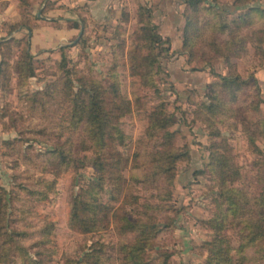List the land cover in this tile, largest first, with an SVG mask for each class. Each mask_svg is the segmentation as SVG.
<instances>
[{
  "label": "rangeland",
  "instance_id": "1",
  "mask_svg": "<svg viewBox=\"0 0 264 264\" xmlns=\"http://www.w3.org/2000/svg\"><path fill=\"white\" fill-rule=\"evenodd\" d=\"M141 1L121 0L115 6L107 5L103 7V11L109 13L105 16L101 9L91 14L89 4L77 6V34L49 43V47L30 50L34 74L29 75L24 64L27 60L23 59L26 41L20 39L29 30L20 26L33 27L40 19L42 23L43 16L38 12L45 15L53 2L15 0L19 18L9 28L6 35L9 43L3 47L7 64L0 87V184L14 195L13 208L9 211L10 224L13 229L26 231L23 243L33 261L12 255L0 264H86L80 260L91 247H100L103 260L118 264L121 243L133 237L132 233L120 235L113 220L108 226L88 232L69 224L72 196L98 177L95 153L82 143L86 139L84 126L79 124L75 129L71 118L70 98L79 91L83 80L100 81L108 94L116 81L121 93L133 102L132 111L119 118V125L126 134L125 141H115L125 158L123 174L128 182L120 198L113 197L112 186L106 182L101 198L109 206H120L132 218L143 212L145 202L158 206L149 209L162 224L148 248L151 261L168 256V264H213L209 261L207 242L216 234L209 223L216 210L219 190L218 181L210 171V145L214 141L222 147L228 144L230 150H221L240 167L241 175L230 183L231 186L250 196L262 191L264 10L252 8L250 24L241 31L249 39L245 51L232 58L235 70L249 82L240 91L239 100L229 103L236 108L234 114L224 106V111L211 114L203 107L211 102L209 83L220 80L219 75L227 73L229 65L223 54L211 49L201 38L197 37L191 54L183 48L171 50L170 41L167 43L161 35L165 42L157 45L159 68L154 74L159 91L131 73L128 53L136 48L137 42H144L137 38L141 27L151 18L155 32L160 33L153 20L151 4ZM241 1L202 0L203 7L195 21L202 28L206 20L221 27L251 6L264 9V0ZM204 29L208 35L213 30ZM229 36L227 31L219 38ZM28 37L31 40L30 35ZM160 102L165 104L167 112L174 114V123L169 129L176 130L174 145L183 154L176 160L173 184L166 182L171 189L166 199H161L158 189L150 183L130 177L132 170L144 176L149 170L145 165L150 158L148 151L160 148L163 130L155 131L152 137L149 132L150 112ZM7 140L12 142L7 143ZM61 145L67 149L71 147L83 158L80 168H59V158L52 156L50 148ZM137 158L141 167L134 169ZM41 178L56 181L53 189L44 187L47 191L52 189L49 197L35 201L31 211L25 206L20 209L21 200L32 198L21 184L41 189ZM49 221L54 226L46 234L43 228ZM240 227L227 223L220 232L231 243L233 257L238 255L242 241ZM45 237L48 240L41 242ZM233 264L238 263L234 260Z\"/></svg>",
  "mask_w": 264,
  "mask_h": 264
},
{
  "label": "trees",
  "instance_id": "2",
  "mask_svg": "<svg viewBox=\"0 0 264 264\" xmlns=\"http://www.w3.org/2000/svg\"><path fill=\"white\" fill-rule=\"evenodd\" d=\"M240 1V0H239ZM248 0L241 1L246 3ZM202 0H186L185 16L186 22L183 27L182 48L191 52L194 51V43L201 38L211 47V49L223 54L229 65V71L220 74V80L210 82L211 102L204 104L203 107L211 114L222 112V107H227L232 115L236 108L229 103H235L239 100L240 91L249 83L247 79L235 70L233 57L240 56L245 51L247 40L246 35L241 33L242 27L250 24L252 8L261 9L259 6H251L246 12L238 14L232 22H224L221 27L213 26L212 21L206 20L204 27L213 28L211 33L205 34L204 27L195 21L198 11L203 7ZM208 8V7H207ZM218 14L217 12H215ZM22 24V22L20 23ZM26 26V25H25ZM28 28L32 27L28 25ZM155 24L151 18L141 27V32L137 33V38L144 42H137L136 48L128 53L130 59L131 73L139 75L141 81L147 85H153L157 91L158 87L154 79V74L159 68L158 44L168 43V38L163 39L160 33L155 32ZM230 35L229 38L220 39L223 33ZM26 36L20 38L26 41L23 59L25 61V70L28 74H34L33 54L30 51V39ZM9 40L0 41L1 61H0V87L3 83V76L6 72L7 58L3 52L4 45H8ZM164 47L165 49H168ZM63 46H61L62 48ZM163 49V46H161ZM146 48L147 52L142 50ZM20 71V70H19ZM79 91L71 95V118L75 129L79 124L84 126L86 139L82 140L83 145L91 148L95 153L94 166L98 171L97 179L91 180L87 186L81 187L71 198V210L69 224L83 232L93 231L108 226L111 221H115L117 231L120 235L133 234L130 241H123L120 245L122 253L118 264H168V256L163 260L153 262L148 256V248L153 244V239L161 229L155 215L149 209L156 204L145 202L144 210L138 217L132 218L128 212L122 210L120 206H109L102 201L101 192L107 183L111 184L113 197H121L124 192L127 177L123 174L125 158L117 149L115 141H125L126 134L119 125V118L133 109V102L125 97L120 90L118 83L114 84L107 93L103 84L95 79L90 81L83 80ZM150 136H154L155 131L163 130L160 148L155 152L148 151V161L145 165L149 170L141 176L135 170H132L131 178L150 183L158 189V195L161 199H166L171 194V189L166 182L173 184L175 175V164L182 152L177 151L174 145L176 130H170L169 126L174 123V114L167 112L165 104L160 102L150 112ZM217 134H221L220 131ZM251 137V136H250ZM254 138V137H253ZM255 141V138H254ZM11 143L12 140H7ZM211 147L210 171L217 179L219 187L216 198V210L209 219V223L216 234L207 242L209 248V261L213 264H238L263 262L264 264V186L259 195L250 196L246 191L231 186V182L241 175L240 167L232 161L225 152L231 147L214 141ZM52 156L59 158V168L74 166L76 169L83 165V158L76 155L70 147L67 149L64 145L50 148ZM57 162V163H58ZM134 169L141 167L136 159ZM163 179L164 183H160ZM41 189L32 188L29 185L23 186L24 190L29 191L32 198L21 200V207L25 206L28 211L33 209L35 201H42L49 197V192L55 187V179L39 180ZM52 188L49 191L45 188ZM161 189V190H160ZM165 189L166 191H162ZM14 195L10 193L4 185L0 184V262L8 260L12 255L21 256L23 259L33 261L29 254L28 247L23 243L27 234L25 230L13 229L10 224L9 211L13 208ZM29 201V203H27ZM158 207V206H156ZM227 223L240 225L242 241L238 246V255L233 257V247L228 238L221 235L220 232L227 226ZM165 225V224H164ZM168 225V224H167ZM54 224L52 221L46 223L43 232L49 234ZM24 236V237H23ZM47 237L41 238V242H46ZM100 247H91L85 252L80 260L86 264H116L103 260ZM42 264V262H41Z\"/></svg>",
  "mask_w": 264,
  "mask_h": 264
},
{
  "label": "crops",
  "instance_id": "3",
  "mask_svg": "<svg viewBox=\"0 0 264 264\" xmlns=\"http://www.w3.org/2000/svg\"><path fill=\"white\" fill-rule=\"evenodd\" d=\"M52 7L49 8L45 15H42L39 22L29 29L31 42L30 50L34 48L49 47V43L69 39L77 34V6L89 4L90 12L101 9L103 16L109 14L104 12L103 7L107 5H117L121 0H51ZM134 1V0H133ZM139 1V0H136ZM143 2V0L141 1ZM153 8V20L158 25L159 32L164 38L170 39L171 50L182 49L183 43V27L186 22L185 8L186 0H146ZM131 6V5H130ZM18 13V12H17ZM19 18L16 14L15 0H0V41L6 39L9 28ZM38 23V24H37ZM21 33V32H20ZM58 42V43H59ZM184 57V54L180 55ZM2 55L0 50V61Z\"/></svg>",
  "mask_w": 264,
  "mask_h": 264
},
{
  "label": "water",
  "instance_id": "4",
  "mask_svg": "<svg viewBox=\"0 0 264 264\" xmlns=\"http://www.w3.org/2000/svg\"><path fill=\"white\" fill-rule=\"evenodd\" d=\"M38 15H39V16H42L41 11L38 12Z\"/></svg>",
  "mask_w": 264,
  "mask_h": 264
}]
</instances>
